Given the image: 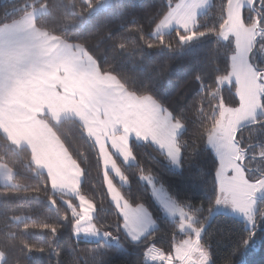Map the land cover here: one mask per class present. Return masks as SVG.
Returning <instances> with one entry per match:
<instances>
[{"label":"trees","instance_id":"16d2710c","mask_svg":"<svg viewBox=\"0 0 264 264\" xmlns=\"http://www.w3.org/2000/svg\"><path fill=\"white\" fill-rule=\"evenodd\" d=\"M176 1L111 0L105 9L91 14L103 0H0V27L46 6L47 12L35 17L38 30L81 46L102 74L115 77L133 95L151 99L182 127L176 138L179 169L152 142L132 138L129 151L134 162L130 164L113 151L128 182L122 184L112 172L106 174L100 150L79 120L51 123L82 171L79 193L92 204V224L109 236L108 241L76 235L78 199L55 190L49 175L32 163L31 149L12 143L0 128V163L11 171L13 181L11 185L0 182L2 264H167L164 260L173 258L181 243L194 234L183 233L180 220L165 214L142 180L148 176L194 217L210 264H264V226L249 229L235 216L215 214L220 163L209 147V136L220 104L231 109L239 106L236 85L219 86V79L231 71L234 52L233 44L220 37L230 0H211L192 31L175 28L154 35ZM261 2L256 0L254 10L244 11L247 24ZM259 120L239 131L238 138H244L240 145L247 151L264 149V117ZM106 176L130 205L143 206L152 216L156 227L142 239L133 240L125 232ZM153 251L164 260L151 258Z\"/></svg>","mask_w":264,"mask_h":264},{"label":"rangeland","instance_id":"374dc122","mask_svg":"<svg viewBox=\"0 0 264 264\" xmlns=\"http://www.w3.org/2000/svg\"><path fill=\"white\" fill-rule=\"evenodd\" d=\"M255 1L229 2L220 37L233 44L234 52L231 71L219 79V86L235 84L239 106L231 109L221 103L216 112V125L209 136V147L220 163L215 214L235 216L249 229L264 226V149L247 151L240 145L244 138H238L243 127L258 124L259 117H264V20L261 17L264 3L261 2L255 14L249 15L250 23L244 18L247 8L255 9ZM110 3L111 0H103L91 14ZM210 4L211 0H177L156 26L154 35L175 28L192 31ZM45 12L46 6L37 7L24 21L0 27V128L12 143L31 149L32 163L49 175L55 190L78 199L81 209L76 212V235L95 239L100 238L97 237L100 234L108 241L107 234L96 232L92 224L93 206L79 193L82 171L55 136L51 123L58 124L67 118L79 120L97 144L106 174L112 172L122 184H127V179L109 147L127 164L133 163L134 158L125 142L119 141L117 132L122 139L126 138V143L128 136L153 141L166 150L179 169L180 154L175 139L182 127L151 99L133 95L115 77L102 74L81 46L40 30L26 36L19 34V30L31 32L28 18ZM127 126H132L133 133L129 134ZM254 176L256 178H252ZM142 180L150 186L165 214L180 220L181 231L194 234L181 243L173 258L164 260L154 251L149 256L167 264H210L208 251L200 241L202 231L194 227V217L180 207L163 186L156 185L153 177ZM0 182L13 183L11 171L2 163ZM106 182L111 200L124 218L125 232L133 240L145 237L156 227L148 210L130 205L110 177L106 176ZM258 211L259 222L256 220ZM3 261L0 252V264Z\"/></svg>","mask_w":264,"mask_h":264},{"label":"crops","instance_id":"0c3cea01","mask_svg":"<svg viewBox=\"0 0 264 264\" xmlns=\"http://www.w3.org/2000/svg\"><path fill=\"white\" fill-rule=\"evenodd\" d=\"M35 17L36 16H33V17H31V18H28L27 19V24L30 26L31 25V32L28 30L27 32H25V31H22V30H19L18 32H19V34L20 35H22V36H26V35H29V34H32V33H35V31H39L37 28H36V26H35ZM27 17L26 16H24L23 18H21L19 21H17L16 23H14V24H12V25H16V24H18L19 22H22V21H24L25 19H26ZM11 25V26H12ZM35 30V31H34ZM40 32V31H39ZM9 38V37H8ZM127 130H128V132H129V134H131V133H133V128H132V126H127ZM85 131H86V129H85ZM87 132V131H86ZM118 134H119V141H123V142H125V145L127 146V148H128V150H129V142H130V140L132 139V138H128L127 137V143H126V138H123L122 139V135L120 134V132H117ZM91 137V136H90ZM92 138V137H91ZM93 139V138H92ZM116 139H118V138H116ZM176 140V139H175ZM141 142H143V141H148V142H152V143H154L153 141H151V140H148V139H142V140H140ZM175 143H176V141H175ZM155 144V143H154ZM156 146H157V144H155ZM159 147V146H158ZM110 148V152H111V154H112V152L113 151H115V150H113L111 147H109ZM160 148V147H159ZM161 150H163L162 148H160ZM165 153H166V150H163ZM116 153V152H115ZM167 154V153H166ZM167 156L169 157V159H170V156L167 154ZM171 160V159H170ZM171 162H172V160H171ZM173 163V162H172ZM179 163H180V156H179ZM174 165V164H173ZM97 233H98V231H96ZM83 237H85V236H83ZM97 237H100V238H95V239H103V240H105V237H104V235H100V234H97Z\"/></svg>","mask_w":264,"mask_h":264}]
</instances>
